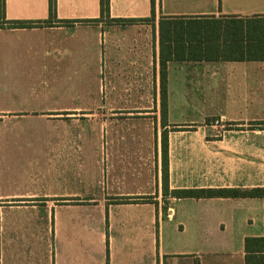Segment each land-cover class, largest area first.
Masks as SVG:
<instances>
[{"label": "crops", "instance_id": "crops-1", "mask_svg": "<svg viewBox=\"0 0 264 264\" xmlns=\"http://www.w3.org/2000/svg\"><path fill=\"white\" fill-rule=\"evenodd\" d=\"M161 59L170 190L264 189V0H6L0 264H264V198L164 195Z\"/></svg>", "mask_w": 264, "mask_h": 264}, {"label": "trees", "instance_id": "trees-1", "mask_svg": "<svg viewBox=\"0 0 264 264\" xmlns=\"http://www.w3.org/2000/svg\"><path fill=\"white\" fill-rule=\"evenodd\" d=\"M5 6L6 0H0V19H5ZM110 0H101V12L102 15L109 14ZM56 15V0H50V17L54 18ZM40 23H25L18 22L13 23V26L19 28L33 27ZM162 29V22H161ZM161 123L165 130L162 134V157H163V193L164 195L172 194L178 198L185 197H251V198H264V189L253 190H179L171 191L169 188V145H168V92H167V73H166V60L161 59ZM215 119L207 120V124L215 122ZM226 129H229L227 126ZM260 242L264 244V238L261 239H247L246 249L250 252V243ZM247 263L251 264V256H247Z\"/></svg>", "mask_w": 264, "mask_h": 264}, {"label": "built area", "instance_id": "built-area-1", "mask_svg": "<svg viewBox=\"0 0 264 264\" xmlns=\"http://www.w3.org/2000/svg\"><path fill=\"white\" fill-rule=\"evenodd\" d=\"M218 122H216V124H217Z\"/></svg>", "mask_w": 264, "mask_h": 264}]
</instances>
